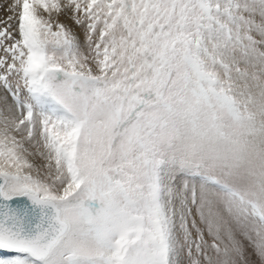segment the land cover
Listing matches in <instances>:
<instances>
[{"label": "snow or ice", "instance_id": "snow-or-ice-1", "mask_svg": "<svg viewBox=\"0 0 264 264\" xmlns=\"http://www.w3.org/2000/svg\"><path fill=\"white\" fill-rule=\"evenodd\" d=\"M7 11L0 264H264V0Z\"/></svg>", "mask_w": 264, "mask_h": 264}, {"label": "rangeland", "instance_id": "rangeland-1", "mask_svg": "<svg viewBox=\"0 0 264 264\" xmlns=\"http://www.w3.org/2000/svg\"><path fill=\"white\" fill-rule=\"evenodd\" d=\"M5 3H6L5 0H0V20L1 21H3L8 15L12 14L11 12L7 11V9L2 8ZM58 20L60 22H63L66 26H68L69 28H72L73 30H75L79 34L80 30L75 28V25L73 24L72 20L70 19V16L61 15L58 17ZM37 162H39V160H37Z\"/></svg>", "mask_w": 264, "mask_h": 264}, {"label": "bare ground", "instance_id": "bare-ground-1", "mask_svg": "<svg viewBox=\"0 0 264 264\" xmlns=\"http://www.w3.org/2000/svg\"><path fill=\"white\" fill-rule=\"evenodd\" d=\"M5 4H4V6L2 7V8H4V9H8V7L11 5V3H12V0H5ZM7 12V11H6ZM1 21V20H0Z\"/></svg>", "mask_w": 264, "mask_h": 264}]
</instances>
